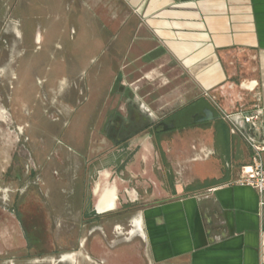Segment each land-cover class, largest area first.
<instances>
[{"label": "crops", "instance_id": "crops-1", "mask_svg": "<svg viewBox=\"0 0 264 264\" xmlns=\"http://www.w3.org/2000/svg\"><path fill=\"white\" fill-rule=\"evenodd\" d=\"M32 74L52 92L40 120L11 110L35 102ZM11 77L20 104L4 89ZM59 90L60 100H51ZM207 90L228 112L258 106L264 139V0H0V123L6 108L11 123L39 131L34 141L44 146L54 122L76 149L55 137L63 147L29 151V186L46 200L59 193L68 206L83 205L56 216L60 230L84 228L86 198L96 205L104 186L117 188L115 174L129 182L131 202L132 179L144 183L129 226L139 220L146 264H264V191L236 183L251 152ZM3 136L1 125L0 148ZM124 137L128 149L112 151L125 153L123 163L91 168ZM10 152L0 151V190L20 179ZM103 169L104 180L94 182ZM0 202L14 203L5 195ZM1 222L0 242L18 235L12 221Z\"/></svg>", "mask_w": 264, "mask_h": 264}, {"label": "rangeland", "instance_id": "rangeland-1", "mask_svg": "<svg viewBox=\"0 0 264 264\" xmlns=\"http://www.w3.org/2000/svg\"><path fill=\"white\" fill-rule=\"evenodd\" d=\"M142 73L137 71L136 72V76L139 77ZM30 84H33L31 82V80L35 81V85H36V89H37V97L35 102H31L32 104H30L29 107H16L14 105V108H11V110L13 112H15L18 116H23L25 118H28V120H32L34 118H38L43 119L44 118V114L43 112L46 111V113L49 115L48 112H50V109L48 107H44V111L42 110L43 107V103H46L47 101V96H49L52 92L49 91H45V83H44V79L42 78L41 75H30ZM16 77H11V79H9L8 81H6L5 83V87L4 89L7 87V92L8 94H11L13 96L14 99V103H19L17 101H15L16 99V95H18L17 89H18V82L17 80H15ZM69 78V77H68ZM123 78V77H122ZM4 79H7V77H5ZM41 79V80H40ZM71 79V78H70ZM131 79V76L127 77V83H129ZM32 86V85H31ZM59 94L62 96V91H56L53 95H51V100H60V98L56 97V95ZM219 105L224 109L223 104L221 103V101L218 100ZM20 104V103H19ZM58 104V103H57ZM58 107V106H57ZM59 108V107H58ZM5 109V114L4 111H2L3 115H4V122L0 123V126L2 125L3 130H4V136H3V146L2 148H0V151H13L10 152V156H11V162L10 163H14L13 167H15V170H13V174L15 175V172H17V174L20 176V179L17 181V187H3L0 190V195H5L6 197H12L13 198V204H11V208L8 209H3V207H8V205L2 204L0 202V223L1 220L3 222H8L12 221L14 225L19 227V233L18 236L21 238V234H22V229L24 228V224L27 227H30L31 225H29L31 223V221L33 222V226L36 228L37 227V231H43V236H37L40 237V242L41 244H48L51 243V240L57 242V243H62L63 241H67L68 239H73L70 242L73 243L75 246L78 244H83L86 245L84 242V237L86 236V230L81 228H77V225L74 226V231L72 232V230L69 232H66L65 230H60L57 227V224H61L62 222H60L59 220H56V216H58L61 212H66L67 210H71L70 207H75V210L77 208H79V206H83L81 204H79V202H75L72 206H68L67 204H65L64 200L66 198L61 197V195L58 193L56 195L50 196L49 200H46L45 198H43L40 195V191H38L36 189V187H31L29 186V182L32 181V171L31 169L27 168V164H28V160H29V151H52V149L55 147L56 149L58 148V145H56L55 143V139L53 138H59L61 141H63L64 143L66 142L67 145L71 143H68L69 141H67L63 136L61 135H57L58 131H55V129H53V127H55V123L54 122H50V124H48V126L45 127V131L48 133V135L51 134V137L47 140L46 144L43 145H38L36 144V141H34L38 136H39V131L38 133L35 132H27V127H22L20 125L19 130H18V126L14 123H11L10 121V115L8 113V110L6 108ZM60 108L58 109V111L60 112ZM57 112V116L60 119V113ZM45 113V114H46ZM55 116V117H57ZM54 117V118H55ZM60 123V122H57ZM59 125V124H57ZM60 126V125H59ZM33 137V138H32ZM171 139V137H170ZM169 141V140H168ZM167 141V142H168ZM65 143V144H66ZM168 146H170V142L167 143ZM69 145V146H70ZM73 148V145H71ZM59 147H63L62 145H59ZM74 149V148H73ZM55 150V149H53ZM76 150V149H74ZM134 159H137V156L134 157ZM134 164H136V162H134ZM133 164V166L135 167V165ZM160 165V164H159ZM158 165V166H159ZM19 167V169L17 168ZM107 169V167H105ZM108 172H110L107 169ZM101 174L98 175L96 177H94V182L97 181H102L104 180V174L106 173V170H101L100 171ZM6 173V172H5ZM129 175V172L128 174ZM11 176V170L8 172L7 171V176L5 177L10 178ZM41 177V175H40ZM53 177L56 178L57 175L54 173ZM111 181L114 180L117 185V191H118V200H117V207L116 210L121 208V205H123L124 203H128L126 205H128L127 209V213L130 214V216L126 217L123 222H112V220H109V223L103 222L101 221L100 223L102 225H100V230L99 231V237H100V241L102 243H104L105 245L109 246V245H114L116 243L118 244H134L137 243V248L132 245L136 251L134 250L135 254L136 252L141 254V257L143 259L144 262L145 261V251H144V246L142 243V240L140 239L139 236H137L136 234L134 236H129L126 234V232L130 229L129 223L131 218H135L138 215V211L139 209L143 206V199L141 198L140 193L143 192V190L145 189L144 187V183L141 184V182H139V179H132V181L130 182V184L133 186L131 187L130 192L134 193V195H137L138 200L136 202H131V200H129V198L126 196V194L124 193L123 189H124V185L129 184V182L127 183V181L123 182L121 179H119L115 174H112V177L110 179ZM92 185H94V183L92 182ZM137 185V186H136ZM91 186V185H90ZM136 186V188H135ZM4 190V191H3ZM136 192V193H135ZM20 194V196H18ZM26 196L27 199L21 200L23 203L21 204V206L18 208V206L16 207V210L13 211V207L15 206V202L17 201V198H21ZM51 199V200H50ZM68 200V199H67ZM95 202V197L91 196L90 197V205L94 204ZM71 205V204H70ZM72 211V210H71ZM17 212L20 213V218H25L22 219L21 221H19V217L17 215ZM30 212V213H29ZM11 213V214H10ZM32 213V214H31ZM35 215V216H34ZM30 218V219H29ZM115 218V217H114ZM32 219V220H31ZM137 219V218H135ZM133 219V221L135 220ZM49 220V221H48ZM20 225H19V222ZM132 221V223H133ZM30 222V223H28ZM71 222H76V224H78V221H71ZM18 223V224H17ZM13 224L11 225V228H13ZM62 227L64 226V224L61 225ZM59 226V227H61ZM118 228L116 229L115 227ZM32 227V226H31ZM57 228V229H56ZM49 229H51V232H49ZM63 229V228H62ZM80 229V230H79ZM115 231H121V234H117L115 233ZM65 233V234H64ZM74 234L73 236L69 235V234ZM14 234L17 235L16 233H13L12 237H14ZM28 234L31 236L32 239H34V234L35 231L32 229H30L28 231ZM129 237V240H127L126 238ZM86 247V246H85ZM85 247L83 249H81L79 252L74 253L73 255V260H69L67 262H64L66 264H91V262H88L86 256L88 255L87 252L84 250ZM36 258V257H33ZM90 259H93L90 257ZM55 259H52L49 262H45L46 264H54ZM35 264H43L44 262L41 261V259L39 257L36 258Z\"/></svg>", "mask_w": 264, "mask_h": 264}, {"label": "flooded vegetation", "instance_id": "flooded-vegetation-1", "mask_svg": "<svg viewBox=\"0 0 264 264\" xmlns=\"http://www.w3.org/2000/svg\"><path fill=\"white\" fill-rule=\"evenodd\" d=\"M130 142V139H126L125 137L122 139H118L114 142H112V146L108 147L109 152H105L104 155H99L94 157L93 163L91 165V168L98 166L100 167H108L111 163L115 162V160L119 162V164L123 163L125 156V153H119L118 155H114L112 151H126L128 149L127 144ZM118 148V149H117ZM111 151V152H110ZM90 183V182H89ZM113 186V185H112ZM31 187V186H30ZM110 187V186H108ZM114 188V197L113 199V206L110 208H106L104 210H99L97 208V205L91 204L90 205V197L86 198L85 200V213L83 214L82 222L84 223V228L86 230V236L84 237L83 244L74 245L70 241L73 240L68 239L67 241H63L62 243H57L53 240H51V243L48 244H41L40 237L43 236V231H37V227L35 228L33 226V222H28L31 225L30 227L25 226L22 229L21 238L18 235L14 234V237H6L4 240L0 242V260L6 262L7 264H19V263H25L26 261L32 262L35 264L36 258L39 257L43 264H46L45 262H49L52 259H55L54 264H66L64 262H67L69 260H73L74 253L79 252L81 249H83L85 246V251L87 252V258L88 262H91V264H146V262L143 261L141 254L134 252L136 249L132 246L134 245L137 248V243L134 244H112V245H105L100 241L99 237V231L100 225H102L100 222H108L109 220H112V222L118 221L123 222V220L130 216V214L127 213V207L128 203H124L121 205V208L116 210V199L117 198V188L113 186ZM78 189H76L77 191ZM89 192L91 195H93V189L90 188ZM20 196V194L18 195ZM22 197V196H21ZM21 198H17V201L15 202V206L13 207V211L16 210V207L18 208L23 203L21 200L27 199L26 196H23ZM115 208V209H114ZM3 209H8L9 207H3ZM107 209H114L111 211H107L105 213H99L101 211H105ZM30 213V212H29ZM32 214V213H31ZM17 215L19 217V221L25 218H20V213L17 212ZM35 216V215H34ZM115 217V218H114ZM112 218V219H111ZM30 219V218H29ZM138 219V218H137ZM140 219V218H139ZM32 220V219H31ZM49 221V220H48ZM20 224V222H19ZM34 230V239L31 238V236L28 234L29 230ZM75 230V229H74ZM72 230V232L74 231ZM82 230V229H81ZM49 232H51V229H49ZM128 234L130 235H141L140 230L135 229L133 223L132 228L128 231ZM73 236L74 234H69ZM36 257V258H33ZM93 258V259H90Z\"/></svg>", "mask_w": 264, "mask_h": 264}, {"label": "built area", "instance_id": "built-area-1", "mask_svg": "<svg viewBox=\"0 0 264 264\" xmlns=\"http://www.w3.org/2000/svg\"><path fill=\"white\" fill-rule=\"evenodd\" d=\"M203 96L219 110L223 119L239 132L250 149V163L240 167L236 183L253 187L259 192L264 191V165L262 162L264 139L260 108L256 106L246 113L243 111L228 112L219 105L214 91H203Z\"/></svg>", "mask_w": 264, "mask_h": 264}, {"label": "bare ground", "instance_id": "bare-ground-1", "mask_svg": "<svg viewBox=\"0 0 264 264\" xmlns=\"http://www.w3.org/2000/svg\"><path fill=\"white\" fill-rule=\"evenodd\" d=\"M114 197V188L113 186H104L100 193H99V199H98V202H97V208L99 210H104L106 208H110L112 207L114 204H113V198ZM134 224L139 227V220H135L134 221Z\"/></svg>", "mask_w": 264, "mask_h": 264}, {"label": "water", "instance_id": "water-1", "mask_svg": "<svg viewBox=\"0 0 264 264\" xmlns=\"http://www.w3.org/2000/svg\"><path fill=\"white\" fill-rule=\"evenodd\" d=\"M117 193V198H118V191L116 192ZM116 203H117V199H116ZM115 209V208H114ZM114 209H107V210H105V211H101V212H99V213H105V212H107V211H111V210H114Z\"/></svg>", "mask_w": 264, "mask_h": 264}]
</instances>
